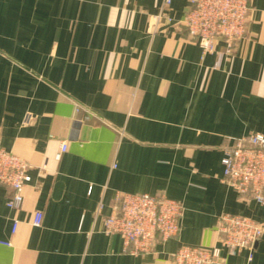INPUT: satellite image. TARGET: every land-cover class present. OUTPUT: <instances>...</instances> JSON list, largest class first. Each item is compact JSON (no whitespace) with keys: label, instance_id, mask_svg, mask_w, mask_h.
<instances>
[{"label":"crops","instance_id":"0c3cea01","mask_svg":"<svg viewBox=\"0 0 264 264\" xmlns=\"http://www.w3.org/2000/svg\"><path fill=\"white\" fill-rule=\"evenodd\" d=\"M162 2L0 0V144L33 165L18 209L0 186V264H172L180 244L216 243L221 213L264 226V205L221 165L234 138L264 134V0L249 1L245 36L217 67L222 41L202 55L178 23L187 0L152 29ZM120 192L181 203L177 237L125 252L103 223ZM223 256L264 264V234Z\"/></svg>","mask_w":264,"mask_h":264},{"label":"built area","instance_id":"2783aa9c","mask_svg":"<svg viewBox=\"0 0 264 264\" xmlns=\"http://www.w3.org/2000/svg\"><path fill=\"white\" fill-rule=\"evenodd\" d=\"M173 0H163L159 11L152 16V29L158 23L175 22L170 13ZM188 9L178 23L184 27L187 35L201 49L202 55L212 53L217 40L223 48L217 52L215 66L221 60L231 56L236 43L245 36L250 0H187ZM80 108L76 107V111ZM26 115L21 122L26 126L30 122ZM67 149L61 143L55 160L61 158ZM222 180L234 191L250 196L256 203L264 205V134L241 135L233 139L232 144L223 149ZM33 165L6 150L0 144V186L11 189L6 206L18 209L23 201V189L31 181L30 170ZM182 205L165 195L147 193H116L111 212L104 218V230L108 234L119 235L123 250L133 255L152 251L157 241H166L177 237ZM42 213L36 211L32 225L39 226ZM18 221L13 220L11 233H15ZM217 239L210 247H198L180 244L171 254L172 264H221L223 253H234L248 249L264 234V226L242 215L221 213L215 225ZM2 244L10 246L9 242Z\"/></svg>","mask_w":264,"mask_h":264},{"label":"water","instance_id":"95a60500","mask_svg":"<svg viewBox=\"0 0 264 264\" xmlns=\"http://www.w3.org/2000/svg\"><path fill=\"white\" fill-rule=\"evenodd\" d=\"M79 126V122H76L75 124H74V127H78Z\"/></svg>","mask_w":264,"mask_h":264}]
</instances>
